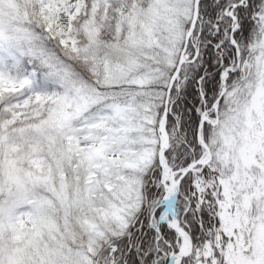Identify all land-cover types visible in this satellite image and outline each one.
<instances>
[{
  "label": "snow or ice",
  "instance_id": "snow-or-ice-1",
  "mask_svg": "<svg viewBox=\"0 0 264 264\" xmlns=\"http://www.w3.org/2000/svg\"><path fill=\"white\" fill-rule=\"evenodd\" d=\"M0 264H264V0H0Z\"/></svg>",
  "mask_w": 264,
  "mask_h": 264
}]
</instances>
